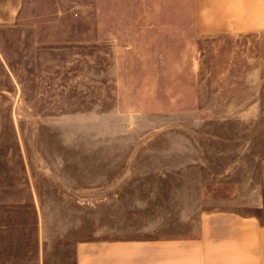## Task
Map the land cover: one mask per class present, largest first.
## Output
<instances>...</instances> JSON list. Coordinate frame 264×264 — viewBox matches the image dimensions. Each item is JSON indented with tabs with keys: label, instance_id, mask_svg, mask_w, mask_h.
I'll return each mask as SVG.
<instances>
[{
	"label": "rangeland",
	"instance_id": "1",
	"mask_svg": "<svg viewBox=\"0 0 264 264\" xmlns=\"http://www.w3.org/2000/svg\"><path fill=\"white\" fill-rule=\"evenodd\" d=\"M196 0H0V264L264 227V30Z\"/></svg>",
	"mask_w": 264,
	"mask_h": 264
},
{
	"label": "crops",
	"instance_id": "2",
	"mask_svg": "<svg viewBox=\"0 0 264 264\" xmlns=\"http://www.w3.org/2000/svg\"><path fill=\"white\" fill-rule=\"evenodd\" d=\"M198 30H264V0H196ZM74 264H264V227L235 212L204 216L187 239L82 242Z\"/></svg>",
	"mask_w": 264,
	"mask_h": 264
}]
</instances>
